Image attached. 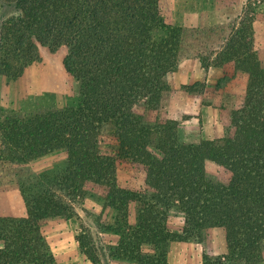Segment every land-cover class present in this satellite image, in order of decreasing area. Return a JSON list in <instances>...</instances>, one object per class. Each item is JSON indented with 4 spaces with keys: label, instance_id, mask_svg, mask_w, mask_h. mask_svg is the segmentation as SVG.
Segmentation results:
<instances>
[{
    "label": "trees",
    "instance_id": "obj_1",
    "mask_svg": "<svg viewBox=\"0 0 264 264\" xmlns=\"http://www.w3.org/2000/svg\"><path fill=\"white\" fill-rule=\"evenodd\" d=\"M0 1L14 10L0 24V77L20 78L40 48L64 49V69L79 83L62 106H0V192L17 190L25 208L22 217H0V264H57L42 227L73 218L85 200L111 214L98 227L115 238L113 259L167 264L173 241L201 243L220 228L226 252L203 254L202 264H264V67L251 19L184 28L164 21L159 0ZM189 59L220 70L222 93L236 77L246 81L243 93L222 95V134L196 144L182 142L163 113L169 76ZM182 90L203 100L205 86ZM56 151L62 169L32 170ZM206 161L221 178L207 175ZM121 165L141 184L120 185ZM77 242L89 264H105L104 252Z\"/></svg>",
    "mask_w": 264,
    "mask_h": 264
},
{
    "label": "rangeland",
    "instance_id": "obj_2",
    "mask_svg": "<svg viewBox=\"0 0 264 264\" xmlns=\"http://www.w3.org/2000/svg\"><path fill=\"white\" fill-rule=\"evenodd\" d=\"M159 9L167 24L184 28H202L230 24L243 18L252 20L254 47L261 65L264 67V0H159ZM14 10L0 1V24L6 21ZM66 51L50 52L39 49V60L28 66L22 76L15 81L0 77V106L14 111L29 112L50 105L62 106L75 99L79 83L66 73L63 59ZM222 77L218 68L206 69L198 60L183 61L169 76L170 91L163 104V113L178 123V133L182 142L196 144L201 140L217 139L222 134L223 118L219 111L225 92L243 93L245 78L236 77L221 91L215 86ZM202 83L205 86L203 100L189 97L182 87ZM65 166V155L56 151L31 163L36 173L60 170ZM205 170L212 178H221L218 166L206 161ZM118 181L123 187L140 185L142 175L128 165L118 169ZM76 215L69 220L48 221L43 234L55 256L57 264H89L79 252L78 237L104 252L105 264H134L113 259L108 247L114 245L115 238L103 233L98 227V219L108 220L110 212L93 200H85L75 208ZM181 219L170 221L172 232H179ZM222 229L215 228L206 233L204 241L177 239L168 248L167 264H202V255L221 257L225 254ZM237 264H246L243 262ZM262 264V263H258Z\"/></svg>",
    "mask_w": 264,
    "mask_h": 264
},
{
    "label": "crops",
    "instance_id": "obj_3",
    "mask_svg": "<svg viewBox=\"0 0 264 264\" xmlns=\"http://www.w3.org/2000/svg\"><path fill=\"white\" fill-rule=\"evenodd\" d=\"M25 208L17 190L0 192V217L19 218L24 215ZM2 243L0 242V248Z\"/></svg>",
    "mask_w": 264,
    "mask_h": 264
}]
</instances>
